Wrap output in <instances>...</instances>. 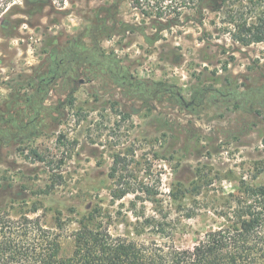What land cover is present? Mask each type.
Returning <instances> with one entry per match:
<instances>
[{
	"label": "rangeland",
	"instance_id": "obj_1",
	"mask_svg": "<svg viewBox=\"0 0 264 264\" xmlns=\"http://www.w3.org/2000/svg\"><path fill=\"white\" fill-rule=\"evenodd\" d=\"M56 3L0 18V206L100 203L192 247L264 184V40L241 41L264 37V0Z\"/></svg>",
	"mask_w": 264,
	"mask_h": 264
},
{
	"label": "trees",
	"instance_id": "obj_2",
	"mask_svg": "<svg viewBox=\"0 0 264 264\" xmlns=\"http://www.w3.org/2000/svg\"><path fill=\"white\" fill-rule=\"evenodd\" d=\"M57 9L56 0H0L6 27L16 15L34 17ZM254 24L244 23L243 28L251 32ZM258 34L241 41L262 42L264 37ZM142 191L148 198L157 195L149 188ZM129 192L115 191L114 200ZM22 203L0 206V264H264V184L237 187L215 211L220 226L190 248L177 245L176 230L164 217L137 215L130 223L116 221L100 203L85 209L43 200ZM114 224H125V233H113Z\"/></svg>",
	"mask_w": 264,
	"mask_h": 264
}]
</instances>
